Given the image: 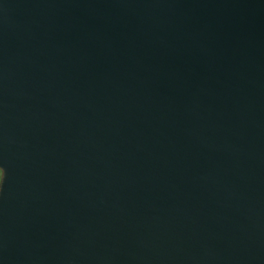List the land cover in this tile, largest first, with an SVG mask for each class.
Here are the masks:
<instances>
[{"label": "water", "instance_id": "water-1", "mask_svg": "<svg viewBox=\"0 0 264 264\" xmlns=\"http://www.w3.org/2000/svg\"><path fill=\"white\" fill-rule=\"evenodd\" d=\"M0 264H264V0H0Z\"/></svg>", "mask_w": 264, "mask_h": 264}, {"label": "rangeland", "instance_id": "rangeland-1", "mask_svg": "<svg viewBox=\"0 0 264 264\" xmlns=\"http://www.w3.org/2000/svg\"><path fill=\"white\" fill-rule=\"evenodd\" d=\"M0 172L3 173V175L0 176V191H1L2 182H3L4 176H5L4 170L1 167H0Z\"/></svg>", "mask_w": 264, "mask_h": 264}, {"label": "snow or ice", "instance_id": "snow-or-ice-1", "mask_svg": "<svg viewBox=\"0 0 264 264\" xmlns=\"http://www.w3.org/2000/svg\"><path fill=\"white\" fill-rule=\"evenodd\" d=\"M3 175V173L2 172H0V176H2Z\"/></svg>", "mask_w": 264, "mask_h": 264}]
</instances>
